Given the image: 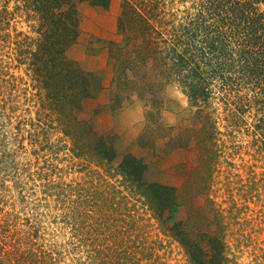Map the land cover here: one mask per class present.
<instances>
[{
  "label": "trees",
  "instance_id": "obj_1",
  "mask_svg": "<svg viewBox=\"0 0 264 264\" xmlns=\"http://www.w3.org/2000/svg\"><path fill=\"white\" fill-rule=\"evenodd\" d=\"M1 1L0 28L9 19L12 1L16 11L35 22V36L16 33L15 54L45 91V106L70 138L73 152L114 169L111 174L121 175L120 185L130 193L127 199L113 185L109 197L89 192L78 202L72 214L81 218L79 244L86 254L81 264H172L160 253L166 249L163 238L150 240L140 227L144 217L139 208L149 211L163 236L178 244L187 264H236L232 238L239 233L240 240L246 229L240 214L253 202L264 219V172L240 183L241 205L231 182L226 184L230 205L225 208L216 200L220 130L209 103L222 99L228 124L233 130L244 128L258 157H264V0H122L119 30L125 42H116L111 50L115 92L137 82L141 67L148 68L155 77L176 82L203 125L210 126L211 144L201 147L198 176L180 186L149 180L144 159L132 153L113 163L117 152L112 136L78 117L95 82L90 71L69 59L67 50L79 33L78 6L87 0ZM174 1L190 3L174 10ZM17 240L0 245V264H60L61 252L31 237Z\"/></svg>",
  "mask_w": 264,
  "mask_h": 264
},
{
  "label": "rangeland",
  "instance_id": "obj_2",
  "mask_svg": "<svg viewBox=\"0 0 264 264\" xmlns=\"http://www.w3.org/2000/svg\"><path fill=\"white\" fill-rule=\"evenodd\" d=\"M189 3L174 1L172 6L182 9ZM121 5L122 0L103 4L87 0L78 6L79 33L67 55L80 69L91 72L95 88L77 115L112 136L117 152L113 163L132 153L144 159L149 180L180 186L186 178L198 176L201 147L211 144L210 126L203 125L176 82H165L148 68L141 67L137 82L115 92L111 50L116 42H125L119 30ZM8 10L9 19L0 28V245L31 237L44 248L61 252L60 264H81L86 255L79 244L81 218L72 214L78 202L89 192L109 197L113 185L127 199L130 193L120 185L121 175L111 174L114 169L73 152L70 138L45 106V91L15 54L16 33L35 36V22L16 11L13 1ZM209 105L215 109L220 130L216 200L225 208L230 205L226 184L231 182L234 199L241 205L238 187L248 175L264 172V157H258L244 128L233 130L228 124V106L222 99L214 97ZM259 211V205L249 202L240 214L246 229L240 240L239 233L232 238L236 264H264V219ZM138 214L144 217L140 227L150 240L163 238L166 249L160 253L172 264H187L181 248L163 236L150 212L139 208Z\"/></svg>",
  "mask_w": 264,
  "mask_h": 264
}]
</instances>
